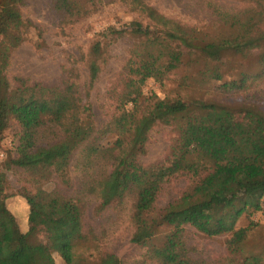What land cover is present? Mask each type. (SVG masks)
<instances>
[{"label":"trees","instance_id":"16d2710c","mask_svg":"<svg viewBox=\"0 0 264 264\" xmlns=\"http://www.w3.org/2000/svg\"><path fill=\"white\" fill-rule=\"evenodd\" d=\"M25 1L0 0V143L13 121L19 136L16 155L0 161V264H57L56 253L65 264H83L82 249L91 247L95 235L85 230L81 200L45 187L53 177L71 183L79 150L89 162L105 165L86 184L100 208L134 196L133 243L145 244L172 226L151 248L149 260L134 264H204L190 255L186 225L210 237L231 234L232 251H243L255 224L238 227L239 221L260 211L264 202V103L162 98L145 95L142 88L150 78L164 82L183 65L204 80H222L218 88L225 92L263 80L264 0H207L211 18L205 25L169 16L146 0H45L62 28L113 2L135 15L100 32L80 59L92 87L111 59V43L133 37L120 90L111 93L125 112L101 129L77 64L67 67L59 83L10 77L15 50L28 41L38 49L47 45L44 29L24 15ZM157 124L174 126L177 136L166 162L146 166L141 161L146 142L139 132ZM106 135L114 138L104 143ZM15 167L24 170L28 183L10 191L6 170ZM176 175L189 178L190 186L156 211L164 184ZM12 195L29 205L27 229L7 205ZM94 263L126 264L110 251ZM242 263L264 264V254L247 253Z\"/></svg>","mask_w":264,"mask_h":264},{"label":"rangeland","instance_id":"374dc122","mask_svg":"<svg viewBox=\"0 0 264 264\" xmlns=\"http://www.w3.org/2000/svg\"><path fill=\"white\" fill-rule=\"evenodd\" d=\"M146 1L165 14L192 24L205 25L211 18L207 0ZM22 9L26 17L44 29L47 45L38 49L33 42L28 41L15 50L9 67L10 77L14 80L16 76H25L31 81L59 83L65 77L67 67L75 63L81 73L82 90L89 93L88 99L93 104L98 128H103L114 115H122L126 107L117 105L111 93L115 88L120 90L122 71L133 37L126 35L111 43V59L92 87L88 86V72L80 59L88 53L100 32L111 25H121L135 15L122 3L113 2L102 5L96 12L79 22L62 28L49 14L45 0H26ZM251 69L256 70V65L252 64ZM221 83L222 80H204L196 69L183 65L164 82L148 79L142 89L145 95L157 94L162 98L181 96L186 100H218L228 104H239L245 100L264 103V79L250 84L248 89L237 92H225L218 88ZM176 136L177 132L172 125L157 124L151 130L141 129L139 137L146 142V153L141 157V161L146 166L166 162L171 155ZM18 137V126L13 121L0 143L1 162L9 155H16ZM113 138L112 135H106L103 138L104 143ZM103 168L105 165L101 160L89 162L79 150L72 161L71 183L62 184L53 177L45 182V187L58 188L81 200L85 230L95 235V239H91V247L82 249L85 256L83 264H95L96 258L105 251L117 254L126 264L148 261L151 248L164 241L172 226H164L153 240L145 244L133 243L131 237L135 227L131 216L134 196L129 194L122 202H114L100 208V200L95 194L89 193L86 187L87 183L100 176ZM6 172L10 191H17L27 182L26 174L21 168H11ZM190 184L191 180L185 176L172 177L164 184L155 204L156 211L162 210L169 202L178 198ZM7 205L16 216L20 227L27 229L29 205L26 199L20 195H12L7 199ZM251 222L255 226L249 232L244 250L239 252H233L228 245L227 240L231 234L210 237L192 225H186L185 237L190 255L204 264H243L247 253L264 254V202L260 211L251 216H243L238 227H246ZM55 257L57 264H65L59 254L56 253Z\"/></svg>","mask_w":264,"mask_h":264}]
</instances>
